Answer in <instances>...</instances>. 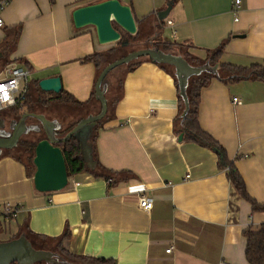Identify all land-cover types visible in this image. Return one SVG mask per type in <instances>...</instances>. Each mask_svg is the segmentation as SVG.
<instances>
[{
	"label": "crops",
	"instance_id": "crops-1",
	"mask_svg": "<svg viewBox=\"0 0 264 264\" xmlns=\"http://www.w3.org/2000/svg\"><path fill=\"white\" fill-rule=\"evenodd\" d=\"M100 1L12 0L2 14L0 44L7 29L21 25L22 30L8 65L30 69L32 84L60 76L66 92L90 100L97 68L84 59L113 46L101 44L93 26L76 27L72 14ZM121 1L131 6L141 35L153 43L190 45L201 58L222 49V62L241 66L264 60V0H240L237 10L236 0H175L167 17L173 27L157 16L170 0ZM164 27L172 30L169 39ZM43 92L45 98L56 94ZM39 97L36 109L24 106L25 112L41 113ZM179 104L173 74L157 62L145 58L124 74L119 100L95 139L96 159L116 174L112 184L85 170L69 176L61 190L40 192L22 159L0 156V202L18 207L15 217L0 214V241L30 230L55 238L69 229L66 250L113 258L116 264H249L243 233L264 226V210H253L239 194L214 150L179 140ZM45 109L51 120L74 109L68 119L80 121L96 114L98 105L96 100L83 107L53 102ZM199 122L225 147L248 194L264 204V80L213 78L201 91ZM142 193L153 199L149 212L139 206ZM30 240L39 248L54 246Z\"/></svg>",
	"mask_w": 264,
	"mask_h": 264
},
{
	"label": "trees",
	"instance_id": "trees-1",
	"mask_svg": "<svg viewBox=\"0 0 264 264\" xmlns=\"http://www.w3.org/2000/svg\"><path fill=\"white\" fill-rule=\"evenodd\" d=\"M22 27L21 25L15 26L13 28L6 30V36L3 40V42L0 44V53H2V56L6 55L9 57L13 49L16 47L19 36L21 34ZM137 35V42L142 43V41H146L145 45L148 46L147 41L149 40V37L146 35L142 36L140 29L137 30L135 33ZM131 33H125L122 34L121 40H119L120 48H124L123 45L124 42H128L131 44L132 39L130 38ZM190 46V45H189ZM189 46L186 47L185 44L172 42V41H161L160 44H157L152 47L160 48L167 52H173L175 54L182 55L185 57L188 62L194 66H201L206 63H209L210 65H215L216 63L219 64V67L217 69V72H211V71H203L202 73L198 75H193L189 79V84L187 87V93L189 97V103L190 107L186 113L185 116L182 115L183 110L185 108V102L183 97L180 94V88H179V82L175 75V69L173 66L169 64L164 63H158L165 69H167L169 72H171L174 76L176 86L178 88L179 93V112L175 118L176 122V132L178 134L183 133L184 139L189 141H194L202 146L209 147L212 150H214L219 158V165L222 168H227L228 176L232 182V184L235 186L239 194L248 200L253 207V210H264V204L258 203L254 198H252L247 190L245 181L238 171L237 167L233 162H230L228 159L227 151L225 147L217 140L215 139L209 132L204 130L199 122V106H200V100H201V91L204 87H206L210 81L213 78H219L223 79L227 82H234L239 81L244 78L254 79V80H264V60L259 63H252L249 66H241L236 65L232 63H226L222 62L220 60V54L221 50H209L207 51V56L204 58H201L199 56H196L195 54H192L189 50ZM191 47V46H190ZM178 49V51H175V49ZM117 46L113 47L106 53H94L88 57H86L84 60L91 61L96 65V81L98 79L99 74L103 70V68L109 64L105 62L106 57L115 51H117ZM147 58L148 60H152L150 57L142 56L139 57L129 63L122 64L116 68H114L111 72L108 73L104 80L103 86H107L106 91V97L108 100V112L104 118L97 121V123L94 125L92 134L90 136V142H91V149L89 152V155L86 156L83 145L81 140L78 136L74 135L71 136L66 142L59 143L60 147L62 148L66 165H67V171L68 176H71L73 174L79 173L81 171L85 170H92L96 175H102L106 177L110 184L115 182L116 174L115 172L108 170L104 166L101 165V163L96 159V147H95V139L97 137L98 129L103 126L104 122L110 118L111 112L114 109L115 104L119 100V88L121 85V80L124 76V74L127 71H130L134 69L138 64L141 63L143 59ZM119 67H125L124 74L119 82V88L116 92V94L113 96L112 99L108 96L109 92V86H110V80L109 75L114 73L115 70ZM38 79L34 80L33 84L28 82L26 85V93H25V101L22 106L13 107L7 111L10 113H18L23 114L26 110H20L24 109V106H27V110L31 111L34 110V104L32 101L28 99V95H30V91L35 90L38 92L39 97V105L42 108L50 106L53 102H59V103H66L70 104L72 106L77 107H83L88 105L91 101L96 100L97 105L99 106V111L96 112L99 113L101 110V103L99 100L96 99V92L95 88L93 89L92 95L90 100L88 101H80L76 98H74L73 95L66 92L64 89H62L60 92L56 93L52 97L45 98L42 96L43 90L39 86ZM95 81V82H96ZM44 93V92H43ZM109 98V99H108ZM37 104V103H36ZM22 107V108H21ZM36 109V106H35ZM110 110V111H109ZM6 111V112H7ZM5 112V113H6ZM58 123V129H57V136H65L67 132L72 129L78 122L77 121H68L65 118L63 119H53ZM39 124L41 125V133L44 134V129L41 124V122L38 120ZM36 132V131H34ZM41 138L33 139L29 142H24L23 145L29 146V154L26 156H17L18 158L22 159L24 161V157H27V162H25L27 174L29 177L33 180V175L36 170L35 165L33 163V157H34V149L37 144V142ZM91 163V164H89ZM244 237L246 238V258L249 264H264V226L260 228L259 230L255 231L251 227L247 228L244 231ZM26 235V234H25ZM29 235V236H28ZM27 238L30 240L32 238L33 240H41V241H49V243H53L54 246L49 247H37L35 245V241H31L35 248L47 250L52 253H56V255L59 257L60 261H64L67 264H116V260L113 258H106V257H94L89 255H82V254H75L72 252H69L66 250L63 246V241L70 236L69 229H66L64 233L60 237H48L44 234L34 233L33 231H29L26 235ZM17 264V263H14ZM38 264H55V263H49V262H41Z\"/></svg>",
	"mask_w": 264,
	"mask_h": 264
},
{
	"label": "water",
	"instance_id": "water-1",
	"mask_svg": "<svg viewBox=\"0 0 264 264\" xmlns=\"http://www.w3.org/2000/svg\"><path fill=\"white\" fill-rule=\"evenodd\" d=\"M174 2L175 0H170L165 9L157 12L160 21L169 16ZM72 17L75 26L78 28L93 26L96 30L97 39L101 44L121 40L122 30L131 34H135L138 30L131 6L121 0H103L80 6L73 11ZM123 45L127 46L128 42H124ZM1 56L2 53H0ZM142 56L150 57L154 62L169 64L174 67L179 82L180 94L185 102L183 116L186 115L190 107L187 93L190 77L205 70L216 73L219 67L218 63L213 66L209 63L194 66L182 55L156 47L140 48L110 62L103 68L95 85L96 99L101 103L100 112L81 119L65 136H57L58 123L55 120L47 118L42 113L25 112L21 117L22 126L27 125L26 120L29 117H34L41 122L45 134L37 142L34 149L33 163L36 170L33 175V183L36 190L47 193L61 190L67 186L69 181L67 165L59 143L66 142L71 136H78V133L85 127L91 126L93 131L97 121L104 118L108 112L107 86H103L106 76L114 68ZM39 86L43 91H53L55 93L63 89L60 76L43 78L39 81ZM18 135L16 134L12 138L13 143L18 141ZM183 136L184 134L181 133L179 140H182ZM82 145L86 156L89 155L91 145L88 147H85L83 143ZM41 262L67 264L60 261L56 253L35 248L25 234L7 241H0V264H38Z\"/></svg>",
	"mask_w": 264,
	"mask_h": 264
},
{
	"label": "built area",
	"instance_id": "built-area-1",
	"mask_svg": "<svg viewBox=\"0 0 264 264\" xmlns=\"http://www.w3.org/2000/svg\"><path fill=\"white\" fill-rule=\"evenodd\" d=\"M12 0H0V28L4 26L3 11ZM240 0L235 1V8L239 7ZM166 25L174 26L172 19H165ZM176 31L174 30V34ZM31 71L25 66L10 64L0 70V113L5 112L13 107L22 106L25 101L26 85L30 80ZM236 104H242L238 97L233 98ZM190 174H186V178H190ZM138 202L141 209L149 212L153 208V199L146 193L138 196ZM18 212V207L10 202H0V214L8 218L15 217ZM172 247L167 249L170 252ZM219 264H231L228 261L222 260Z\"/></svg>",
	"mask_w": 264,
	"mask_h": 264
},
{
	"label": "rangeland",
	"instance_id": "rangeland-1",
	"mask_svg": "<svg viewBox=\"0 0 264 264\" xmlns=\"http://www.w3.org/2000/svg\"><path fill=\"white\" fill-rule=\"evenodd\" d=\"M131 35H134V36H131L130 37L132 39L131 44L125 46L124 48L119 49L120 48L119 42L112 43L111 46H113V47H116L117 46L118 49H117V51H115L113 53H110L106 57V59H105L106 64L109 63V62H112V61H114V60H116V59H118L120 57H123V56L127 55L128 53H130V52H132L134 50H137V49H140V48H145V47H152L151 45L160 44V42L159 43H154V44L150 42V44H148V46H147L144 43H140V42H137L136 41V39H137V35L136 34H131ZM164 36H165V38H168V39L172 36V30L169 27H164ZM175 51H178V49L176 48ZM192 54H193V52H192ZM9 63H10L9 62V58H8V56L5 53V55L0 58V70H1L2 67L8 65ZM124 71H125V67H119V68H117L115 70L114 73H112V74L109 75V80H110V86H109V88L110 89H109V92H108L109 93L108 96L110 97V99H112L113 96L116 94V92H117V90L119 88L120 79L122 78V76L124 74ZM38 95H39L38 92H36L35 90L30 91V95H28L29 96L28 99L30 100V102L32 101V103L34 105H36V103H37L36 100L38 99L37 98ZM99 109L100 108L98 106L97 112L99 111ZM37 111L38 112H41L46 117L47 116H50V114H48L46 112V109L45 108L39 107L37 109ZM7 112L10 113L9 111H7ZM80 112H82V111H80ZM71 113H72V117H73V113H75L74 109L73 110H70L69 112L66 113L65 119L68 120V121H77L76 119H74V120H69L68 119V117H69V115ZM74 118H77V117H74ZM91 133H92L91 126L85 127L84 129H82L78 133V136H79L80 140L82 141V143L84 144L85 147H88V146L91 145V142L89 140ZM35 139H37V136H36ZM26 158L27 157H24L23 159H24V161L27 162V159ZM8 223H10V222H8ZM8 225L9 226H12L13 225V227H14V223H11V224H8Z\"/></svg>",
	"mask_w": 264,
	"mask_h": 264
},
{
	"label": "flooded vegetation",
	"instance_id": "flooded-vegetation-1",
	"mask_svg": "<svg viewBox=\"0 0 264 264\" xmlns=\"http://www.w3.org/2000/svg\"><path fill=\"white\" fill-rule=\"evenodd\" d=\"M150 44L153 41H147ZM146 43V41H142ZM154 44V43H153ZM130 45V43H128ZM155 46V45H151ZM25 113V112H24ZM23 113V114H24ZM23 114L18 113H2L0 114V156L4 154H14L17 156H26L29 154V146L23 145L24 142H29L36 138H43L41 133V125L38 119L29 117L26 120V126H22L21 117ZM36 131V132H34ZM19 134L18 141L13 143L14 135ZM2 228L0 227V230Z\"/></svg>",
	"mask_w": 264,
	"mask_h": 264
}]
</instances>
